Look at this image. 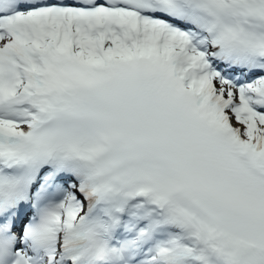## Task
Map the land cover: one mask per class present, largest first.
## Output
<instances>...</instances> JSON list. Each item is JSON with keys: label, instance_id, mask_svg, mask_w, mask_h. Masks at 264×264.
<instances>
[{"label": "snow or ice", "instance_id": "6c2138e0", "mask_svg": "<svg viewBox=\"0 0 264 264\" xmlns=\"http://www.w3.org/2000/svg\"><path fill=\"white\" fill-rule=\"evenodd\" d=\"M0 264H264V0H0Z\"/></svg>", "mask_w": 264, "mask_h": 264}]
</instances>
